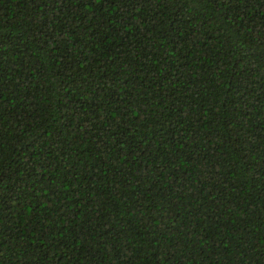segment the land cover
I'll list each match as a JSON object with an SVG mask.
<instances>
[{
	"label": "trees",
	"instance_id": "16d2710c",
	"mask_svg": "<svg viewBox=\"0 0 264 264\" xmlns=\"http://www.w3.org/2000/svg\"><path fill=\"white\" fill-rule=\"evenodd\" d=\"M0 264H264V0H0Z\"/></svg>",
	"mask_w": 264,
	"mask_h": 264
}]
</instances>
